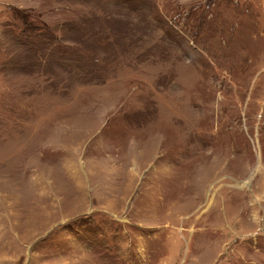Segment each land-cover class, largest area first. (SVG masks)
I'll return each mask as SVG.
<instances>
[{
	"label": "rangeland",
	"instance_id": "374dc122",
	"mask_svg": "<svg viewBox=\"0 0 264 264\" xmlns=\"http://www.w3.org/2000/svg\"><path fill=\"white\" fill-rule=\"evenodd\" d=\"M0 264H264V0H0Z\"/></svg>",
	"mask_w": 264,
	"mask_h": 264
}]
</instances>
